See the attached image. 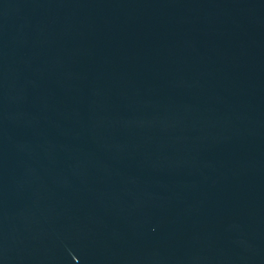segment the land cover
I'll return each mask as SVG.
<instances>
[{
  "label": "water",
  "instance_id": "water-1",
  "mask_svg": "<svg viewBox=\"0 0 264 264\" xmlns=\"http://www.w3.org/2000/svg\"><path fill=\"white\" fill-rule=\"evenodd\" d=\"M0 264H264V0H0Z\"/></svg>",
  "mask_w": 264,
  "mask_h": 264
}]
</instances>
